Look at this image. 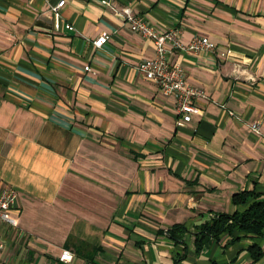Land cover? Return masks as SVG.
I'll use <instances>...</instances> for the list:
<instances>
[{
  "label": "crops",
  "instance_id": "crops-1",
  "mask_svg": "<svg viewBox=\"0 0 264 264\" xmlns=\"http://www.w3.org/2000/svg\"><path fill=\"white\" fill-rule=\"evenodd\" d=\"M59 1L0 0V179L19 209L17 227L0 225V264H264L242 230L195 245L199 225L238 208L235 193H264L251 128L264 132V0H66L57 29ZM123 7L232 49L171 55L208 95L200 115L178 118L176 97L141 73L156 46ZM182 224L185 244L169 235Z\"/></svg>",
  "mask_w": 264,
  "mask_h": 264
},
{
  "label": "built area",
  "instance_id": "built-area-1",
  "mask_svg": "<svg viewBox=\"0 0 264 264\" xmlns=\"http://www.w3.org/2000/svg\"><path fill=\"white\" fill-rule=\"evenodd\" d=\"M66 0H60L52 6L55 16V26L61 28L60 8L64 6ZM109 4V3H108ZM129 23L130 29L143 37L150 39L156 46V55L146 57L139 64V70L144 76L155 82L165 95L176 97L175 110L178 118L190 121L193 116L200 115L202 108L198 105L200 100L208 99L204 89L190 84L186 78L184 67L178 63L171 62V55L175 49L181 51L200 53L210 52L218 56L227 57L232 54V49H221L214 41L206 35H196L193 39L185 43L179 35L178 27H171L169 30L161 33L150 25L142 16L136 15L131 8L123 7L120 11ZM66 29L74 30L75 27L67 23ZM111 38L109 33H102L95 38L92 43L96 48L103 47ZM91 70L90 66L85 67ZM252 130L257 135H264L260 120H255L251 124ZM18 192L15 187L4 183L0 179V225L5 222L13 227L19 225V218L15 213L19 212L16 207ZM74 258L72 251L65 249L60 259L65 262H71Z\"/></svg>",
  "mask_w": 264,
  "mask_h": 264
},
{
  "label": "trees",
  "instance_id": "trees-1",
  "mask_svg": "<svg viewBox=\"0 0 264 264\" xmlns=\"http://www.w3.org/2000/svg\"><path fill=\"white\" fill-rule=\"evenodd\" d=\"M232 202L238 207L233 213H219L214 218L197 227L195 245L197 251L205 247L210 238H218L223 233L234 234L244 231L254 239L249 252L254 261L264 256L259 239L264 236V193L256 190L237 192ZM245 206L244 209L240 207ZM189 229L185 225H175L169 229V235L176 241L185 244L183 235Z\"/></svg>",
  "mask_w": 264,
  "mask_h": 264
}]
</instances>
